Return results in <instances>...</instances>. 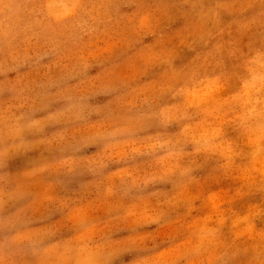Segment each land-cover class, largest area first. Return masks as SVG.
Masks as SVG:
<instances>
[{
	"label": "rangeland",
	"instance_id": "rangeland-1",
	"mask_svg": "<svg viewBox=\"0 0 264 264\" xmlns=\"http://www.w3.org/2000/svg\"><path fill=\"white\" fill-rule=\"evenodd\" d=\"M0 264H264V0H0Z\"/></svg>",
	"mask_w": 264,
	"mask_h": 264
}]
</instances>
